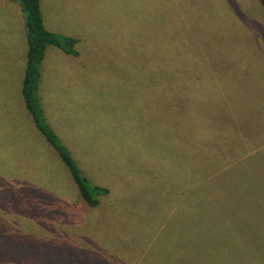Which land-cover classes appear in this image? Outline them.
Listing matches in <instances>:
<instances>
[{
    "label": "rangeland",
    "instance_id": "obj_1",
    "mask_svg": "<svg viewBox=\"0 0 264 264\" xmlns=\"http://www.w3.org/2000/svg\"><path fill=\"white\" fill-rule=\"evenodd\" d=\"M92 1L40 0L44 26L51 32L81 39L75 49L82 54L71 66L62 52L48 48L39 89L41 101L51 128L69 146L70 153L77 155L75 161L85 178L98 184L95 179L101 174V184L114 192L109 199L113 208L139 205L141 209L135 216L137 226L130 223L133 215L121 212L118 217L109 203L104 204L100 214L82 220L83 216L72 207L69 182L46 187V196L35 189L30 194L22 191V212H30L28 217L35 226L58 240L35 245L34 258L38 264H264V143L249 146L250 153L235 163L237 177L232 176L230 181L234 184L224 186L231 194L242 193L235 206L224 214L223 223H229V227L190 226L186 198L179 203L180 212L169 216L164 226H152L161 216L156 210L153 213L155 203L148 196L154 195L160 182L162 187L176 184L163 171L155 183H148V191L142 195L144 204L137 201L138 186L148 176L146 155L164 144V134L157 129V108L171 116L173 107L185 111L194 99L186 95L188 90L183 85L174 88L176 85L167 82L170 88L167 101L173 104L157 105L166 97L155 94L156 73L152 65L147 83L138 78L139 94L147 102L142 106L141 120L139 109L133 108L135 88L121 85L123 72L105 65L103 50L93 46L95 39L101 44L105 41L107 30L110 39L106 40L109 47L106 56L112 55L116 46L122 49L124 18L131 23L139 22V28L147 23L153 36L165 21L176 28L169 36L163 33L165 39L161 41L165 49L173 51L171 62L176 65L161 73L180 71L196 78L197 70L200 74L202 68L211 67L221 70V78L237 77L244 74L243 64L250 59L241 57L255 52L251 47L264 53V8L258 0H97L96 10L95 0L94 5ZM103 5L106 6L100 10L107 14L100 22L99 7ZM158 9L169 11L157 15ZM103 25L105 28L101 29ZM91 30H95L92 34L95 39L89 36ZM244 43L247 48L241 50ZM127 52L114 61L119 69L125 68L123 61L131 56ZM26 53L22 10L16 0H0V169L12 171L17 166L22 170L27 164L25 174L31 184L55 185V176L61 171L51 167L50 174L40 168L50 147L35 128L21 94ZM129 68L134 69L131 64ZM151 79L153 82L149 83ZM189 83L187 80L186 84ZM114 93L119 97L111 96ZM246 101L250 105L243 108L246 113L239 123H244L246 130L252 128L251 142L258 145L263 131H254L258 125L252 127L248 122L253 113L264 119V103ZM217 109L214 104L212 112L203 108V113L214 120L218 116L228 120L225 113L217 114ZM135 143L138 146L134 148ZM233 147L236 141L224 148ZM240 150L244 149L237 148ZM37 176L42 183L36 181ZM0 195L2 201L9 200L8 186ZM37 232L34 242L41 238L40 231ZM65 237L69 241H64Z\"/></svg>",
    "mask_w": 264,
    "mask_h": 264
},
{
    "label": "trees",
    "instance_id": "obj_2",
    "mask_svg": "<svg viewBox=\"0 0 264 264\" xmlns=\"http://www.w3.org/2000/svg\"><path fill=\"white\" fill-rule=\"evenodd\" d=\"M258 1L264 8V0ZM16 2L24 16L27 44L21 94L25 109L30 114L35 128L50 147L47 149L46 159L40 163V168L51 174L48 168L55 167L61 173L56 174L57 184L55 185L34 186L25 174L27 164L22 170L17 166H14L12 171L0 169V193L5 186H8L9 190L8 201H2L0 195V210L2 211L0 213V263L7 260L8 264L24 262L26 264V261L28 264H38L37 258H34L35 255L32 254L35 252L33 247L43 243H55L58 240L57 237H51L47 231L38 229L34 220L28 217L30 212H22V191L30 194L32 193L31 190L35 189L40 195L46 196V187H54L61 182L65 184L69 182L72 186V207L79 216H83L82 220H85V217L89 215L100 214L104 204L109 203V199L112 198L110 194L114 192L107 185L101 184V174L95 179L98 180V184H93L85 178L82 168L76 162L78 161L77 155L70 153L69 146L62 143L51 128L39 92L44 63L49 53L48 48L62 52L69 60V65L74 66L72 61L82 57V54L75 49L79 42L81 44V39L78 40V38L49 31L44 26L40 0H16ZM90 3L94 5V0ZM105 6L99 7L100 22H102L105 14L104 11L101 12L100 8ZM95 8L97 10V0H95ZM163 11H169V9H158L157 15ZM104 28L103 25L101 29ZM161 28V30L160 28L155 29V36H153L147 23L139 28V22L131 23L124 18V35L122 38L124 46L122 49L120 46H116L110 56L105 54L109 50L106 43V40L110 39L109 32L106 30V39L101 44L92 35L95 30L89 31V36L95 39L93 46L96 45L97 50H103L102 56L106 58L107 62L104 64L111 66L113 71L123 72L124 81L121 85L135 88L137 95L133 108L139 109L141 120H143L142 106H145L147 102L139 94L138 78H142V81L147 83L145 81L150 76L148 70L152 65L155 66L156 73L155 94L168 96L170 93L168 82L173 86L176 85L174 88L183 85L188 90L187 94L185 91L184 93L194 99L185 111H182V108L173 107L171 116L167 112L164 113V110L157 108L158 113L155 115L158 117L157 129L164 134V144L153 151L151 155H146L148 176L142 178L143 182L141 181L142 183L138 186L137 201L144 204L142 195L148 191V183H155L157 177H161L162 174L160 173L164 171L174 181L176 180V184L171 187H162V182H160V188L156 189L154 195L148 196L155 203L152 208L153 213L158 211L161 216L157 223L151 224L152 226L159 228L164 226L169 216L180 212L179 203L183 198H186L187 208L185 211H187L190 226L229 227V223H223V219L226 217L224 214L235 206L237 197H242V193L238 196L236 192L231 194L229 190L224 189V186L234 184L230 181H232V176L235 179L237 177L238 168H234L235 163L240 162L250 153L247 151L249 146H259L264 143L263 137L258 141V145L252 144V128L246 130L244 123H239V120L242 119L241 116H245L246 113L243 108H248L250 105V102L246 100H254L257 104L264 103V53H261L259 48L257 51L255 47H251L255 52H250L241 57L250 58L247 61L251 64L245 62L243 64L246 66L243 68L244 74L237 77L228 76V78L224 76L221 78V70H213L211 67L202 68L200 74L197 70L196 78L180 71L172 72L169 75L161 73V70L169 69L171 65L175 64L171 62L173 51L163 47L161 41L165 38H162V34L165 33L166 36H169L176 28L173 23H166L165 21ZM175 39L177 40V37ZM246 48L247 43H244L241 50H246ZM125 51H128L127 53H130L131 56L124 59L125 68L119 69L114 61ZM130 64L134 69L129 68ZM223 74L226 75L225 72ZM187 80H189V84H186ZM148 82L152 83L153 79L148 80ZM111 96L119 97L117 93ZM167 98L159 101L157 105L161 103L164 105L173 104L172 101H167ZM214 104L218 107L216 113H225L228 120H223L220 116L214 120L212 116L203 113V108L212 112ZM248 124L252 127L257 124L258 127L254 131L262 129L264 134L262 116L250 114ZM202 128L205 129V132ZM234 140L236 147L224 148L232 145ZM135 146L137 147L138 144H133L134 148ZM237 148L246 150L237 151ZM6 161L11 164L8 159ZM37 175L41 176L38 172ZM39 176L36 177V181L42 183ZM167 183H169V179H167ZM117 200L121 201L122 199L118 198ZM157 202L158 204H156ZM116 206L113 208L109 203L110 210L114 214L116 213L118 217H120L121 212L133 215L130 223L137 226L135 216L139 208L141 209L139 205L120 206L119 209ZM37 231H40L41 238L34 242ZM90 239L89 237L88 241ZM64 241H69V237H65Z\"/></svg>",
    "mask_w": 264,
    "mask_h": 264
}]
</instances>
